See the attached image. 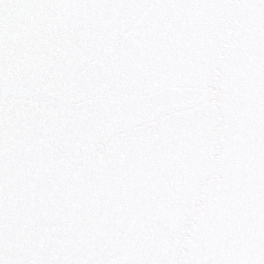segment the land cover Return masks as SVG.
I'll return each instance as SVG.
<instances>
[{
    "label": "snow or ice",
    "instance_id": "obj_1",
    "mask_svg": "<svg viewBox=\"0 0 264 264\" xmlns=\"http://www.w3.org/2000/svg\"><path fill=\"white\" fill-rule=\"evenodd\" d=\"M0 264H264V0H0Z\"/></svg>",
    "mask_w": 264,
    "mask_h": 264
}]
</instances>
